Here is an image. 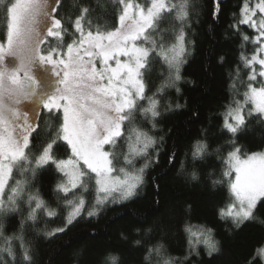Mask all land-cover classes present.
Returning <instances> with one entry per match:
<instances>
[{"label": "snow or ice", "instance_id": "1", "mask_svg": "<svg viewBox=\"0 0 264 264\" xmlns=\"http://www.w3.org/2000/svg\"><path fill=\"white\" fill-rule=\"evenodd\" d=\"M112 2L118 9L117 26L96 23L94 10L81 7L69 31L58 14L62 0H0L4 20L0 38V264H34L26 227L36 225L42 216H57L59 202L70 209L65 227L85 211L95 216L108 204L135 197L144 184L145 170L154 162L150 150L155 151L157 139L141 124L147 121L155 128L162 107L165 111L173 108L171 102L162 106L160 97L169 89L180 92L181 68L189 54L185 33L189 0ZM166 20L172 22L171 29L162 27ZM240 25L255 35L244 34ZM233 27L254 51L250 57L243 51L240 54L247 79L240 77L237 67L232 87L238 95L240 86L245 91L243 99H234L224 114L222 132L230 134L225 143L231 150L223 156V146L215 149L225 168L222 178L213 183L225 185L229 192L228 203L219 209L220 218L239 227L254 219L257 205L264 203V151L244 152L236 143L250 118L264 122V0H243ZM157 63L166 74L161 72V82L152 92L147 76ZM45 115L57 123L45 122L49 131L47 139L41 140ZM60 142L68 153L62 159L54 153ZM208 147L205 140H197L192 146L193 161L209 155ZM141 159L144 163L136 168ZM47 167L61 175L54 189L56 208L38 189L33 191L38 174ZM196 175L191 173L193 179ZM92 181L96 195L89 209L84 194ZM11 214L20 215V226L7 235L3 221ZM64 230L57 228L45 235ZM184 231L190 251L200 245L209 254L218 250L212 229L185 224ZM163 251L162 244L153 245L145 260L151 264L155 256L159 258L156 264H179L164 258ZM257 258L264 264V246L249 264ZM105 260L118 264L119 258L109 254Z\"/></svg>", "mask_w": 264, "mask_h": 264}, {"label": "trees", "instance_id": "2", "mask_svg": "<svg viewBox=\"0 0 264 264\" xmlns=\"http://www.w3.org/2000/svg\"><path fill=\"white\" fill-rule=\"evenodd\" d=\"M140 2L146 4L149 0ZM242 2L189 0V26L185 28L189 54L181 68L180 92L173 88L160 97L162 106L171 102L173 108L165 111L162 107L155 128L147 121L141 124L157 139V145L155 151L150 150L154 162L145 170L144 184L135 197L122 204H108L92 217L85 211L65 227L70 209L62 201L56 208L54 191L61 175L54 167L40 171L33 191L38 189L58 214L42 216L36 225L26 227L25 237L31 241L34 264H106L109 254L119 258L118 264H149L145 260L147 249L158 243L164 246V258L179 261V264H249L257 255V249L264 246V203L257 205L254 219L236 227L219 216V209L229 201L227 187L213 183L222 178L225 168L215 149L223 146V156L231 150L225 143L231 138L230 134L222 132L224 114L234 99H243L245 91L240 86L238 95L232 87L237 67L240 77L247 79L248 69L244 68L240 54L243 51L250 57L254 51V46L243 42L233 27L240 18ZM81 7L94 10L96 23L108 27L118 25V9L112 0H62L58 14L68 24L69 31ZM3 24L0 10V38L4 34ZM162 27L171 29L172 22L166 20ZM240 30L249 37L255 35L244 25H240ZM162 71L166 74L157 63L147 76L152 92L161 82ZM176 104L181 107L177 109ZM45 122L57 123L54 117H43L41 140L47 139L49 131ZM197 140L208 143L209 155L193 161L192 146ZM39 143L37 141V149ZM236 143L244 152L264 151V122L250 118ZM54 153L58 158H66L68 153L63 142L54 147ZM173 153L175 156L170 160ZM143 163L142 159L138 160L136 168ZM193 171L197 174L195 179L191 176ZM93 184L94 181L90 182L89 191L84 194L89 209L95 203ZM20 219L19 214L4 219L7 235L19 230ZM185 224L212 229L218 250L209 254L200 245L197 251H190ZM57 228L65 230L45 235ZM157 259L153 256L151 264H156ZM253 264H261L259 258Z\"/></svg>", "mask_w": 264, "mask_h": 264}]
</instances>
